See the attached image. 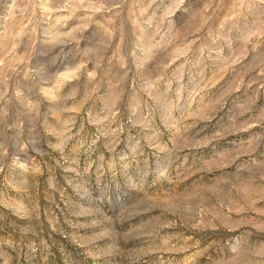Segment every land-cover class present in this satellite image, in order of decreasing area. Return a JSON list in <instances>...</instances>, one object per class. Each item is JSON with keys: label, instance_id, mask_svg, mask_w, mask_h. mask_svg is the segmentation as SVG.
Masks as SVG:
<instances>
[{"label": "rangeland", "instance_id": "obj_1", "mask_svg": "<svg viewBox=\"0 0 264 264\" xmlns=\"http://www.w3.org/2000/svg\"><path fill=\"white\" fill-rule=\"evenodd\" d=\"M0 264H264V0H0Z\"/></svg>", "mask_w": 264, "mask_h": 264}]
</instances>
